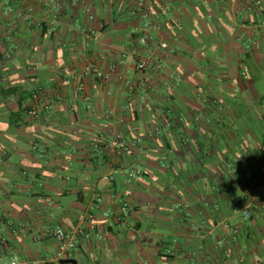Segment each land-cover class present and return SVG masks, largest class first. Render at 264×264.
<instances>
[{
    "label": "crops",
    "instance_id": "1",
    "mask_svg": "<svg viewBox=\"0 0 264 264\" xmlns=\"http://www.w3.org/2000/svg\"><path fill=\"white\" fill-rule=\"evenodd\" d=\"M135 5L0 0L2 251L53 258L58 244L46 230L76 228L99 193L116 192L136 204L131 228L102 243L82 238L77 264H264V173L252 163L264 152V6L176 0L167 17L145 21ZM146 26L155 40L148 48L135 33ZM162 42L175 54L158 50ZM85 57L108 76L105 89L85 81L88 103L51 82L80 79ZM142 59L145 73L136 70ZM38 92L50 111L33 110ZM138 135L151 174L134 186L100 183L109 167L88 138ZM227 224L239 228L236 240Z\"/></svg>",
    "mask_w": 264,
    "mask_h": 264
},
{
    "label": "built area",
    "instance_id": "2",
    "mask_svg": "<svg viewBox=\"0 0 264 264\" xmlns=\"http://www.w3.org/2000/svg\"><path fill=\"white\" fill-rule=\"evenodd\" d=\"M38 1V0H36ZM176 0H136L135 13H142L145 21L151 18L167 17L172 9V5ZM60 7V5H56ZM89 6V5H86ZM250 9H261L264 6V0H248ZM85 13L90 21H94L91 8L86 7ZM27 19H31L27 18ZM148 31H147V29ZM153 28L146 26L145 29L135 32L138 35V43L141 47L148 48L155 43L151 33ZM150 30V31H149ZM83 31L87 36L94 35L95 30L89 24H85ZM56 28L53 29V34ZM157 49L163 51L166 55L175 54V50L167 43L162 42L157 45ZM164 62V61H163ZM161 64L162 61H159ZM150 68L148 59H142L138 62L136 70L140 73H145ZM114 69H117L114 67ZM124 84L130 92L136 91V87L132 82L127 81L123 76H120ZM85 81H89L94 88L105 89L108 85V76L105 74L101 66L92 58L85 57L83 60V70L81 78L75 74L69 73L66 77H61L60 82L56 78H52V83H60L64 88H71L76 95L83 98L85 103L91 100V95L87 91ZM107 96H111L108 92ZM48 101L46 95L42 92L34 95L35 105L33 110L50 111L52 106L46 104ZM128 111L133 109L128 106ZM121 122H123L121 120ZM153 135L158 137V128L155 129ZM89 147L109 167V171L103 174L99 182L112 186L119 179H122L125 184L134 186L139 184L145 177L151 174L150 170L145 166V139L142 136H133L125 138L116 136L113 138H105L104 136H91L88 138ZM34 150L43 154L40 151L39 145L34 146ZM264 153V152H263ZM256 163L260 164L262 173H264V164L261 158L256 159ZM52 203H50L51 205ZM177 208L187 210L189 207L178 205ZM136 212V204L130 199L116 192L99 193L94 202L88 206L86 215L81 224L74 229H68L64 226L49 227L46 230V235L53 238L58 244V251L55 256L46 261L37 259H22L19 257L6 258L2 251V246L6 240L0 238V264H13L14 259L18 258L19 264H61L64 260H73L75 252L78 250L80 241L85 238L89 241L99 243L106 242L114 233H121L128 228H131V219ZM243 217L246 221L251 219V213L248 210L243 211ZM228 235L231 239L236 240L240 234L238 227L227 224L225 226ZM23 232V230H21ZM207 261L209 260L206 258Z\"/></svg>",
    "mask_w": 264,
    "mask_h": 264
},
{
    "label": "trees",
    "instance_id": "3",
    "mask_svg": "<svg viewBox=\"0 0 264 264\" xmlns=\"http://www.w3.org/2000/svg\"><path fill=\"white\" fill-rule=\"evenodd\" d=\"M39 93V92H38ZM36 93H34L31 97H32V100L34 101V95ZM27 96V95H26ZM33 107V106H32ZM258 157L261 158V161L262 163H264V153L262 152L259 156L258 155H253L252 156V163H254L255 165H258L260 167V164L256 163V159H258ZM96 159L99 160L100 158L96 155ZM253 164V165H254Z\"/></svg>",
    "mask_w": 264,
    "mask_h": 264
},
{
    "label": "water",
    "instance_id": "4",
    "mask_svg": "<svg viewBox=\"0 0 264 264\" xmlns=\"http://www.w3.org/2000/svg\"><path fill=\"white\" fill-rule=\"evenodd\" d=\"M61 264H77V261H75V260H64L61 262Z\"/></svg>",
    "mask_w": 264,
    "mask_h": 264
},
{
    "label": "clouds",
    "instance_id": "5",
    "mask_svg": "<svg viewBox=\"0 0 264 264\" xmlns=\"http://www.w3.org/2000/svg\"><path fill=\"white\" fill-rule=\"evenodd\" d=\"M13 264H19L18 258L14 259Z\"/></svg>",
    "mask_w": 264,
    "mask_h": 264
},
{
    "label": "rangeland",
    "instance_id": "6",
    "mask_svg": "<svg viewBox=\"0 0 264 264\" xmlns=\"http://www.w3.org/2000/svg\"><path fill=\"white\" fill-rule=\"evenodd\" d=\"M264 164V163H263ZM239 236V235H238Z\"/></svg>",
    "mask_w": 264,
    "mask_h": 264
}]
</instances>
